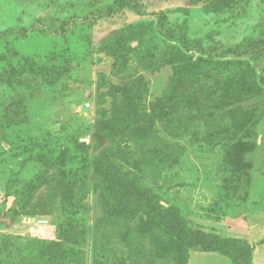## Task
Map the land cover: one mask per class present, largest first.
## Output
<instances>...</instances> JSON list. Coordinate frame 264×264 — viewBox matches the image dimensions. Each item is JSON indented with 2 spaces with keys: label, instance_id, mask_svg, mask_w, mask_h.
<instances>
[{
  "label": "rangeland",
  "instance_id": "374dc122",
  "mask_svg": "<svg viewBox=\"0 0 264 264\" xmlns=\"http://www.w3.org/2000/svg\"><path fill=\"white\" fill-rule=\"evenodd\" d=\"M117 1L0 0V264H264V0Z\"/></svg>",
  "mask_w": 264,
  "mask_h": 264
},
{
  "label": "trees",
  "instance_id": "16d2710c",
  "mask_svg": "<svg viewBox=\"0 0 264 264\" xmlns=\"http://www.w3.org/2000/svg\"><path fill=\"white\" fill-rule=\"evenodd\" d=\"M132 8V7H136L138 8L139 7V3H138V0H119L117 1V3H115L114 5L112 6H108L106 9L104 10H101V11H98L97 12V17L95 16V19L99 18V19H102L110 14H115L117 12H119L120 10H124L126 8ZM67 25L68 23H64L62 24V29H65L67 28ZM259 43V42H258ZM256 41H249L247 46H244V49L241 50V51H238L237 53L240 54V55H249L248 53H250V55H253L254 52L256 53V51H258V49L260 48L259 47V44H258ZM185 47L187 49V52L190 53L191 51H196V50H199L200 49V43L197 42L195 44L192 43V42H186L185 43ZM201 51H203L201 49ZM198 66L197 62H193V60H190L189 62H183L180 67L182 69V71H186V70H193L194 68H196ZM255 92L257 91V88H254ZM254 90H252L251 88H246V92L243 94H247V96H249L252 92H254ZM240 94H238L237 91H230L228 92L226 95H225V99H237L239 97ZM105 127V125H104ZM102 127L101 125H99V123L97 124V132L99 134H102L104 131H106V127L104 128ZM8 144L9 145H14L12 142H9L8 140ZM15 149L17 148H20L22 150H26V144L24 141H20L18 144L14 145ZM14 147L12 149H14ZM108 176H111L113 178V182H117L120 178H118L116 175H108ZM115 188H118L120 190H122V192H126L128 193L129 195H133L135 197V199L141 204H147V206L149 205H155L156 207H154L153 209L156 208V211L158 212H162L163 208L162 206H160L156 199H157V194L155 193H148V191L152 190L151 188L149 187H143L142 185H140V183H137L136 181H125V182H120L119 183V187L113 185ZM28 186L23 184L21 185L20 187L16 188L15 192H14V195L16 197V204H17V207H22L24 205V203L26 201H29L30 199V196H29V192H28ZM11 212L12 213H17V210L16 209H11ZM180 217L178 216V212L174 214V219L172 220V222H170V227L171 229L174 230V232L177 233V238L174 239V241H171L170 244L167 246V241H166V244H164L162 241V245L164 246V248H170L172 249V253H176L175 249H176V245L177 246H184V244L188 243L189 240H190V235L181 227L179 226L176 222H173L174 220H177L179 219ZM151 220L154 221V218H151ZM173 232V233H174ZM197 233V232H196ZM75 238V237H74ZM192 240V239H191ZM191 240H190V243H191ZM198 238L197 237H194V241H193V245H196L197 242H198ZM45 246V253L46 255L50 252V246H47V245H44ZM241 251V250H240ZM54 253L56 255L59 254V251L57 250H54ZM63 253L65 254L66 251H63ZM235 259L237 261V264H249V258H247V261H246V258H245V255L242 254V256H235ZM98 262V261H97ZM97 264V263H96Z\"/></svg>",
  "mask_w": 264,
  "mask_h": 264
},
{
  "label": "water",
  "instance_id": "95a60500",
  "mask_svg": "<svg viewBox=\"0 0 264 264\" xmlns=\"http://www.w3.org/2000/svg\"><path fill=\"white\" fill-rule=\"evenodd\" d=\"M14 198H11V200H13Z\"/></svg>",
  "mask_w": 264,
  "mask_h": 264
}]
</instances>
